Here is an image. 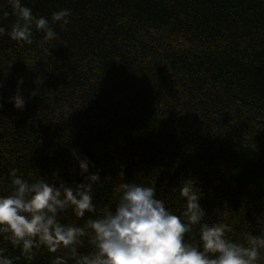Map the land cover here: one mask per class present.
<instances>
[{
  "label": "trees",
  "instance_id": "16d2710c",
  "mask_svg": "<svg viewBox=\"0 0 264 264\" xmlns=\"http://www.w3.org/2000/svg\"><path fill=\"white\" fill-rule=\"evenodd\" d=\"M21 5L47 18L57 38L41 44L44 33L33 28V43L21 46L7 34L16 20L9 0H0V195L9 193L14 168L29 183L57 186L87 183L99 170L96 211L57 214L83 227L105 206L115 211L121 183L154 187L182 217L179 189L192 180L206 212L201 224H228L227 237L241 244L246 234L264 236V0ZM65 9L69 23H52ZM77 157L89 161L87 172ZM199 229L185 241L198 244ZM81 239L77 251L88 254L89 239ZM0 247L20 257L14 264H52L56 256L75 264L67 249L42 247L28 261L2 238Z\"/></svg>",
  "mask_w": 264,
  "mask_h": 264
},
{
  "label": "clouds",
  "instance_id": "9594fccd",
  "mask_svg": "<svg viewBox=\"0 0 264 264\" xmlns=\"http://www.w3.org/2000/svg\"><path fill=\"white\" fill-rule=\"evenodd\" d=\"M16 17L7 32L11 39L32 44L33 28L43 32L41 44L57 38L47 18L36 17L21 0H9ZM70 10H60L51 16V22L68 24ZM7 18L9 13H2ZM6 32L0 26V36ZM39 82V81H37ZM22 83V81H20ZM32 95H36L35 92ZM14 106L22 109L24 100L17 93ZM75 155V150H73ZM78 159L81 172H87L89 161ZM18 169L9 173L10 191L0 195V238L19 248L21 256L31 261L43 247L50 253L67 249L75 264H258L264 249V236L246 234V243L230 240L232 231L225 223L201 224L206 212L199 205L192 180H186L179 195L186 205L182 217L169 211L162 200L156 198V189L136 183H121L116 192L115 211L105 206L103 214L88 219L83 227L65 225L58 221L60 211L71 208L83 218L93 213V184L100 181L99 170L85 177L87 183L68 186L60 182L49 183L40 178L29 183L17 175ZM55 176V174H53ZM200 225L199 243L186 242L185 234ZM88 237L92 251L80 254L77 246ZM0 247V264H14V259ZM52 264H67L63 256H56Z\"/></svg>",
  "mask_w": 264,
  "mask_h": 264
}]
</instances>
